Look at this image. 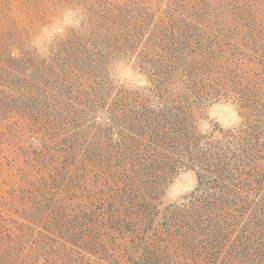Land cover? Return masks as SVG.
Masks as SVG:
<instances>
[{
	"label": "rangeland",
	"instance_id": "1",
	"mask_svg": "<svg viewBox=\"0 0 264 264\" xmlns=\"http://www.w3.org/2000/svg\"><path fill=\"white\" fill-rule=\"evenodd\" d=\"M194 139L264 151V0H0V264L223 261Z\"/></svg>",
	"mask_w": 264,
	"mask_h": 264
},
{
	"label": "trees",
	"instance_id": "2",
	"mask_svg": "<svg viewBox=\"0 0 264 264\" xmlns=\"http://www.w3.org/2000/svg\"><path fill=\"white\" fill-rule=\"evenodd\" d=\"M191 143L199 152L198 186L186 205L176 209L182 219L189 218L187 224L201 242L197 254L204 255L201 247L206 243L211 255H225L223 261L208 264H264L262 147L237 143L236 151L228 154L226 142ZM172 217L174 224V212Z\"/></svg>",
	"mask_w": 264,
	"mask_h": 264
}]
</instances>
